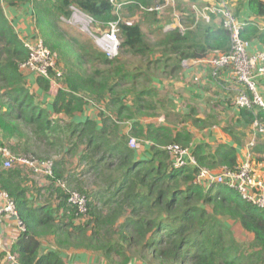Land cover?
I'll return each instance as SVG.
<instances>
[{
  "label": "trees",
  "instance_id": "trees-1",
  "mask_svg": "<svg viewBox=\"0 0 264 264\" xmlns=\"http://www.w3.org/2000/svg\"><path fill=\"white\" fill-rule=\"evenodd\" d=\"M163 1L117 0L130 2L119 15ZM174 2L182 31H166L150 45L140 24L119 23V54L110 60L62 21L71 18L74 8L104 28L117 19L108 0H0V136L22 141L26 154L31 137L59 152L65 149V154L78 151L84 167L81 174H72L63 158L51 161L47 186L35 193L23 184L19 170L0 169V192L12 199L24 226L10 249L18 264H65L60 252L69 250L100 255L106 264H145L146 254L162 264H264V211L224 185L204 188L195 182L201 168L234 170L241 163L237 150L228 144L213 151L208 144L192 145L191 128H203V121L193 108L174 115L171 100L154 87L162 75L176 78L183 61L230 50L229 34L215 17L209 23L196 21L191 7L201 6V0ZM247 2L252 15L264 17L263 0ZM20 5L30 7L37 35L57 57L60 77L49 72L59 85L51 112L36 104L20 69L29 50L5 13V7ZM146 14L163 30V15ZM243 23V39L264 42L257 24ZM129 57L142 58L144 66L130 65ZM35 83L44 93L51 88V81L41 76ZM88 108L96 119L85 115ZM254 108H239L249 129L255 121L262 123ZM159 109L166 123H146L159 116ZM131 138L149 145L147 158L129 148ZM170 145L190 149L196 167L175 168L166 151ZM84 178L92 180L94 190L87 189ZM71 193L85 199L84 213L68 202ZM232 224L252 236L246 249L237 242ZM44 240L54 249L43 247ZM4 257L0 253V261Z\"/></svg>",
  "mask_w": 264,
  "mask_h": 264
},
{
  "label": "built area",
  "instance_id": "built-area-1",
  "mask_svg": "<svg viewBox=\"0 0 264 264\" xmlns=\"http://www.w3.org/2000/svg\"><path fill=\"white\" fill-rule=\"evenodd\" d=\"M114 8L117 16L115 21L107 23L103 28L96 24L91 18L84 15L80 11L72 8V15L69 20H62L70 25L72 22L82 26V31L87 32L97 49L102 52L108 59L112 60L119 54V23L127 26L133 24L132 21H125L119 15L121 8L130 2L120 3L117 0H108ZM140 11L144 13H155L158 16L164 15L169 9H175L174 0H164L163 3L149 7L140 6ZM191 10L195 15L196 21L204 23L211 22L212 17L219 20L221 27L226 30L230 37V50L226 54L219 52L212 53L207 63L211 68V76L217 78L219 73L225 69H229L233 80L243 87L235 99V105L240 109L251 110L254 107L260 108L264 112V102L257 90V82L264 77V50L249 54L248 49L250 43L241 37L244 29V23L236 18L230 5L226 0H213L201 6L192 5ZM176 23L180 31L183 30L178 19ZM77 17L83 18V23L76 21ZM90 25L96 27V31H90ZM92 27V26H91ZM168 29V28H166ZM167 31V30H166ZM29 50V57L25 63L20 65L23 71H32L37 76L47 78L49 72L53 71L56 77H60L61 73L56 68V54L47 49L40 38L35 39L32 43H25ZM187 61L182 62V66H186ZM253 135H261L264 138V126L262 123L255 121L252 125ZM255 138L247 144V152L243 161L234 170L222 167L218 172H212L205 168L199 169L195 182L204 188H209L215 184H221L227 188L236 191L245 202L254 205L264 211V179L258 177L252 159L251 150L255 145ZM128 146L136 149L139 146L135 139H129ZM138 148V147H137ZM166 151L170 156L173 166L181 168L184 166L196 167L195 161L191 156L190 149L181 148L178 145H170L166 147ZM0 158L3 160V168L11 169L13 166L26 167L32 172L43 173L51 176V165L45 167L40 166L36 161L25 157L15 156L6 148L0 147ZM64 188V184L58 183ZM68 202L77 206L80 213L85 212V199L77 193H71ZM7 220L13 221L16 233L19 235L24 232V226L18 217L14 202L4 191L0 192V253L4 254V260L8 264H18L15 258L10 254V249L14 243L12 237H7L4 230V223Z\"/></svg>",
  "mask_w": 264,
  "mask_h": 264
},
{
  "label": "crops",
  "instance_id": "crops-1",
  "mask_svg": "<svg viewBox=\"0 0 264 264\" xmlns=\"http://www.w3.org/2000/svg\"><path fill=\"white\" fill-rule=\"evenodd\" d=\"M202 5L207 2H212L213 0H201ZM227 3L230 5L232 11L236 13V10L239 7V10L237 11V17L240 21L245 22H254L257 24V27L259 28L260 32H264V17L259 18L252 15V13L249 10L248 2L247 0H243L240 5H238L237 0H226ZM264 1V0H263ZM29 7L28 5H20L18 7H7L5 8V13H9L11 10V13L14 14H20V12H17L19 8L21 7ZM23 7V9H24ZM26 10L24 9V12ZM29 12H25L23 17L17 18V23L15 25V30L18 33L20 39L25 43H32L35 41V39L38 38L37 32L34 27L33 20L26 16L30 15L31 10L30 7L28 9ZM31 16V15H30ZM174 16V14H173ZM215 23L219 25V20L216 19ZM178 23L175 22V19L171 21L166 28V30H172L174 28H177ZM165 30V29H164ZM250 43V47L248 49L249 54H254L256 52H261L264 50V42L258 40L257 38H251L248 40ZM211 56V55H210ZM210 56L206 59L200 60V61H192L187 60L186 66L182 67V72L179 74V80L178 79H172V78H156L154 80V87L159 91V93H164L172 102V108L173 113L175 112V104L176 105H182L184 104V107L187 108L188 112L190 108H193L195 110L196 118L202 120L205 118H210L216 116L217 113L226 112L228 116H231V118L234 119L233 127L237 128L236 130H230L226 129L227 127H217L215 125H212L211 127H207L206 130L203 131L202 135L197 136L198 133H201L197 129L191 128V131L193 133V144H199L200 140L198 138H208L210 145L212 146L213 150L215 147L219 144H228L233 146L239 156V163L243 161L245 153L247 152V143L251 141V139L254 137L256 140V146L254 149H252L255 153V157H259V165L257 167H261L264 169V142H260L257 144L258 139L261 141H264V138H262L261 135H253V130L250 128H246V125L244 121L239 117V108L235 105V99L240 91H243V87L239 84H237L230 73L229 69H225L219 73V76L217 78H213L211 76V68L207 63V60L210 58ZM27 74V77L32 81V74L35 76L33 79V82H27L28 87L29 84L32 85V88L30 89L31 92L34 93L35 96L39 97L37 100L35 97L36 104L39 105L42 108L46 107L43 106V103L46 102L48 105H51L56 93L51 95V92L44 93L42 92L35 83V79L37 75L31 71ZM194 81L196 83H194ZM171 89L176 91V93L172 92ZM257 90L258 94L262 98L264 102V77L260 78L257 82ZM50 91V90H49ZM186 109L184 111H187ZM51 112V108L49 109ZM177 112V111H176ZM261 113L262 118L264 119V112L260 109L255 107L254 113ZM181 113H178L176 115H180ZM187 114V112L185 113ZM86 116H89L90 118L96 119L95 112L92 108L86 109ZM183 115V114H182ZM51 117H53V114H51ZM261 122L264 126V120ZM161 119H165L164 115L161 117ZM151 122V121H150ZM215 122V121H214ZM147 123V122H146ZM220 126V125H219ZM239 127V128H238ZM127 128L124 130L126 131ZM233 137L237 138L236 141H234ZM217 143V144H216ZM149 145L147 143H141L138 146V153L140 157L147 158L149 156L148 154ZM212 150V151H213ZM254 157V155H253ZM253 159V158H252ZM253 159V164H254ZM255 168V165H254ZM257 168H255L256 170ZM257 176H260V174L263 175V172L261 171H255ZM4 230L7 237H12L13 240H15L18 237V234L15 231V228L13 226V221L7 220L4 223ZM0 264H8L4 259L0 262Z\"/></svg>",
  "mask_w": 264,
  "mask_h": 264
},
{
  "label": "rangeland",
  "instance_id": "rangeland-1",
  "mask_svg": "<svg viewBox=\"0 0 264 264\" xmlns=\"http://www.w3.org/2000/svg\"><path fill=\"white\" fill-rule=\"evenodd\" d=\"M23 7H21V9L19 8V10H17V12H20V14L11 13V10L9 11V13H7V17L10 20V22L14 25V28H15V25L17 23L16 22L17 18H19V17L21 18V17L24 16L23 14L25 12H29L28 11L29 7H24V9L26 10L25 12H24ZM5 8H7V7H5ZM233 13L235 15L234 11H233ZM173 14L174 15L176 14V16H178L180 14V10L177 9V8H175L174 10L169 9V10H167L165 12L163 17H161L162 19H160L161 20L160 22H161L162 26L164 25L163 30H160L159 27L156 26V24L151 20L150 16L147 15L146 13L142 12V11H136V12H132V13H128L126 11V12H124V14H122L121 18L123 20H125V21H129L130 20L134 24H140L141 27H142V30H143V34L145 36V41L148 44H150V45L151 44L155 45L157 43L158 39L161 38L162 34L164 32H166V27L168 25V23L166 24V22L168 20H170V21L172 20L173 21V19H175V22H177L176 21V17H174ZM30 15L29 16L27 15L26 18L28 17L30 19V17H31ZM31 19H30V21H31ZM63 24L65 26H68L72 30L73 35L76 36L81 42H85V43L88 42V43L94 45L90 35L87 32L82 31V26L81 25L74 24V22H72V25H70V24H68V23H66L64 21H63ZM189 25H191V24H189ZM189 25L186 24L185 27L189 26ZM90 31L91 32L96 31V27H94V25H90ZM167 31H169V30H167ZM38 38H40L42 40L41 37L38 36ZM155 50H157V49H155ZM157 55L158 54H156L155 58L157 57ZM212 55L213 54H211L210 57H212ZM129 58H130V65L138 66V67H141V68L144 66V64L142 63L143 62L142 58H140V57H136V58L129 57ZM149 58L151 59V57H149ZM181 66H182V63H181ZM57 69L59 71V68H57ZM28 73L29 72L24 71L25 80L27 82H29V83L33 82V79L35 78V76H33V74L31 75L32 78H33L32 81H31L27 77ZM159 78L167 79L165 75L164 76L162 75ZM172 79H178V81H180L179 80V75L176 78H172ZM194 83H196V82L194 81ZM57 84L58 83H56V82L55 83L53 82L51 84V88H50V91H49V92H51V95L57 92V89L59 87V85H57ZM27 85H28V83H27ZM29 86L30 87H28V88L30 90L32 88V85L29 84ZM171 91L176 93V91H174L173 89H171ZM161 96L163 97V96H166V95L164 93H161ZM35 97H36L37 100L39 99V97H37V96H35ZM43 106L46 107L47 109L51 108V105H48L46 102L43 103ZM175 106L176 107H175L174 115L178 114V113H181L180 115L183 116V115H185L186 112H188L187 108L184 107V104H182V105H176L175 104ZM49 109H48V111H49ZM185 109L187 111H184ZM158 114H159V116L157 118H154L152 120H148L147 119L146 122L150 123V121H152V123L155 126L164 125L166 122H165L164 119H161V117L164 115V111H161L159 109L158 110ZM181 116H179L180 120H181ZM180 120H178L176 122H180ZM202 121H203L202 125L204 127L201 128V129H198V131L201 132V133H198L197 136H200V134L202 135L203 131L206 130L207 127H211L212 125H215V126H217L219 128L227 127L226 129H230V130H236L237 129L236 127L235 128L233 127V124H235L234 123V119L231 118V116H228L226 112H222L221 114L216 112V116H214L213 118L212 117H210V118L208 117V118L202 119ZM175 124H176L177 127L189 126L187 124H183V125L179 124V123H175ZM122 127H123V130L126 129V125L125 126L123 125ZM194 129H197V128H194ZM200 139H202V140H200ZM198 140H200V143H202V144H208L210 146V148L213 150L212 146L210 145L211 143L209 142L208 138H198ZM260 142H264V141H261L260 139H258L257 144H259ZM255 146H256V141H255L254 147ZM0 147L10 150V152L12 154H14L15 156H18V157L25 156L26 158L28 157L30 160L36 161L40 166H43V167H45V166H47L49 164L51 165V161L53 162V161L60 160L61 158H63L65 160V162H66V169L68 171L72 172V174H79V173L81 174V172L84 170V167L79 163L78 158H77L78 151L76 153L71 152V153L65 154L64 153L66 151L65 149H63L62 151L59 152L55 148L53 149V148L45 147L44 145H41L40 143H37L34 140L33 137H31V139L29 140L28 148L30 147V149H28V150L30 151V153H27V154L24 153V151H23L24 145H23L22 141L18 142L16 140H5V139H3L0 136ZM69 147H70V145L67 148H69ZM137 147L138 146H136V149H138ZM12 148H15V151L11 150ZM251 153H252V158L253 159L255 158L254 165H255V168H257L255 171L263 172V175L260 174V176H258V177L264 179V169L261 168V167H257V165H259L258 164L259 163L258 159H260V158L259 157H255V154H254L255 152L253 150H251ZM253 155H254V157H253ZM2 164H3V160L0 158V169L5 170L3 168ZM11 169H17V170H19L21 172V177H22V180L24 181L23 184L27 188H29V190H31L32 193H35L34 190L37 189V188H41V187L47 186V179H46L47 176L44 175L43 173H35V172H32L29 168L19 167V166H16V165L13 166ZM83 181L85 182L87 189H89V190H94L95 189L94 185L92 184V180L91 179L84 178ZM231 230H232L237 242L239 244H241L242 247H244V249H246L249 246L250 242L252 241V236L249 235V234H246L245 232H243L242 229H240V227L237 224H232ZM42 245H43V247H48V248L54 249V247H52L50 245L49 240L42 241ZM60 253H62V258L64 259L65 264H106L105 260L102 259L100 257V255H97V254L87 253V252H84V251H73V250L61 251ZM137 260H139V259L137 258ZM144 260H145V264H162V263L154 260L149 254L144 255ZM1 261H2V259H1Z\"/></svg>",
  "mask_w": 264,
  "mask_h": 264
},
{
  "label": "bare ground",
  "instance_id": "bare-ground-1",
  "mask_svg": "<svg viewBox=\"0 0 264 264\" xmlns=\"http://www.w3.org/2000/svg\"><path fill=\"white\" fill-rule=\"evenodd\" d=\"M76 21H77L78 23H83V22H84L82 17H77V18H76Z\"/></svg>",
  "mask_w": 264,
  "mask_h": 264
}]
</instances>
